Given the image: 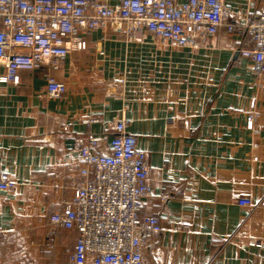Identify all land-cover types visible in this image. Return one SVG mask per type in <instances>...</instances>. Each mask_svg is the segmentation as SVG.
<instances>
[{"label":"crops","instance_id":"crops-1","mask_svg":"<svg viewBox=\"0 0 264 264\" xmlns=\"http://www.w3.org/2000/svg\"><path fill=\"white\" fill-rule=\"evenodd\" d=\"M224 1L242 23L246 0ZM84 38L85 50L46 68L64 84L60 97L47 95L43 72L0 84V170L16 182L0 190V264H70L77 232L50 217L80 179L79 149L93 139L107 153L120 119L150 167L141 212L162 226L143 264H264V118L246 127L250 99L264 112V77L238 52L248 34L222 29L198 49L111 26Z\"/></svg>","mask_w":264,"mask_h":264},{"label":"built area","instance_id":"built-area-1","mask_svg":"<svg viewBox=\"0 0 264 264\" xmlns=\"http://www.w3.org/2000/svg\"><path fill=\"white\" fill-rule=\"evenodd\" d=\"M257 3L246 0L244 20L238 23L224 0H0V84H18L20 71L43 72L47 95L60 97L64 84L46 68L59 69L69 52L87 48L86 33L108 26L128 36L143 31L155 44L172 49H198L222 29L246 33L252 45L238 52L263 78L264 10ZM255 104L256 98L250 99L248 129L264 118ZM128 124L126 119L114 123L107 153L94 151L93 139L79 149L80 179L71 198L50 217L54 225L77 232L70 264H143L142 248L161 231L156 217L141 212V200L152 196L150 167ZM15 187L12 176L0 170V190ZM238 204L252 206L246 198Z\"/></svg>","mask_w":264,"mask_h":264}]
</instances>
